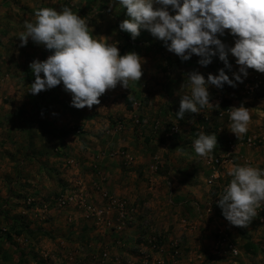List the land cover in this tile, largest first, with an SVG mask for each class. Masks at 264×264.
<instances>
[{
    "label": "rangeland",
    "instance_id": "374dc122",
    "mask_svg": "<svg viewBox=\"0 0 264 264\" xmlns=\"http://www.w3.org/2000/svg\"><path fill=\"white\" fill-rule=\"evenodd\" d=\"M64 6L88 20L94 38L118 42L121 55L138 53L145 61L141 81L127 89L118 84L91 109L71 106L62 82L28 92L35 79L30 62L52 51L31 39L20 47L19 35L37 9ZM127 18L118 0H0V264H258L249 229L230 225L215 202L232 177L208 184L206 166L240 140L237 163L264 170V73L249 68L235 87L209 86L219 109L177 121L181 95H190L181 89L186 74L207 78L223 68L234 79L237 58L228 53L231 68L218 54L207 66L195 54L182 61L148 30L135 40L120 30ZM217 35L227 48L238 38L229 30ZM242 103L251 122L237 137L217 114ZM201 132L216 133L218 141L203 158L193 147ZM238 154L229 157L234 164ZM258 217L251 221L263 224Z\"/></svg>",
    "mask_w": 264,
    "mask_h": 264
},
{
    "label": "clouds",
    "instance_id": "9594fccd",
    "mask_svg": "<svg viewBox=\"0 0 264 264\" xmlns=\"http://www.w3.org/2000/svg\"><path fill=\"white\" fill-rule=\"evenodd\" d=\"M126 8L127 19L119 29L135 40L141 29L148 30L163 41L168 51L187 61L193 54L200 57L198 63L207 66L212 57L219 55L227 68L228 53L236 57L239 72L234 79L221 68L218 74L207 78L199 71L186 74L177 121L185 113H200L201 109H219V103H211L209 86L222 89L225 84L235 87L248 75V69L264 73V0H118ZM154 3L161 7H154ZM172 6V15L167 6ZM34 22H25V31L19 35L20 47L29 39L38 46L51 50L52 54L41 61L34 59L29 68L34 82L28 91L33 95L50 90L63 83L64 91L72 95L71 106L77 109L92 108L100 104V97L118 84L129 88V82H140L144 74V59L136 52L123 55L116 44H108L93 37L89 22L70 7L61 10L51 7L37 9ZM229 30L235 40L227 48L218 35ZM214 46V47H213ZM43 74V76L41 75ZM242 74V75H241ZM229 113L230 131L237 137L248 131L251 122L249 108L243 103L232 107ZM218 145L216 133L203 132L194 140L197 156L207 157ZM232 177L217 201L222 215L230 225L246 228L264 205V170L250 165L236 166L229 170Z\"/></svg>",
    "mask_w": 264,
    "mask_h": 264
},
{
    "label": "crops",
    "instance_id": "0c3cea01",
    "mask_svg": "<svg viewBox=\"0 0 264 264\" xmlns=\"http://www.w3.org/2000/svg\"><path fill=\"white\" fill-rule=\"evenodd\" d=\"M130 115H131V113H130ZM239 142V144H237L236 146V148H235V150H229L230 151V157L232 158H234V155H232V154H235V153H239L238 155H235V157H236V163L234 164L232 161L231 162H228V163H226L225 165H222L221 166V169L218 171V173H219V175L220 176H223V175H228L229 174V170L231 169V168H233V167H236V166H244V165H250V164H246V163H243V162H239V163H237V161H240L239 159L241 158L240 157V153H241V146L240 145H243L244 143L243 142H240V140L238 141ZM115 151V150H114ZM228 151V152H229ZM100 151L99 152H97L95 155H100ZM107 155L106 154H104L103 155V157L102 158H105ZM199 158V157H198ZM201 158V157H200ZM203 158V157H202ZM209 165V164H208ZM250 166H252V167H257V166H255L254 164H251ZM207 167V173L209 174V178H210V176L213 174V170L210 168V165L209 166H206ZM258 168V167H257ZM105 170V169H104ZM188 182V181H187ZM189 183V182H188ZM180 185H186V183H184V184H180ZM228 185V184H227ZM226 185V186H227ZM263 207V210H264V205H262ZM258 211V210H257ZM259 212V211H258ZM259 214V213H258ZM257 217H258V215H257ZM259 219V222L260 223H262V222H264V218H261L260 219V214H259V217H258ZM255 219V218H254ZM253 221H257L256 219L255 220H253ZM253 221H251L250 222V224L246 227V228H248L249 230H248V233L250 234V235H252V238L251 237H249V239H248V241H250V242H252V243H254V246H252V244H251V246H250V244H249V246L248 247H253V248H251V250L252 251H254V249H255V253L257 254H253L254 255V258H255V261L258 263V264H264V251H262L261 250V245H263V241H264V223L263 224H258V223H254ZM95 240H99V237L97 238V239H95ZM108 262H109V264H110V260H108Z\"/></svg>",
    "mask_w": 264,
    "mask_h": 264
},
{
    "label": "built area",
    "instance_id": "2783aa9c",
    "mask_svg": "<svg viewBox=\"0 0 264 264\" xmlns=\"http://www.w3.org/2000/svg\"><path fill=\"white\" fill-rule=\"evenodd\" d=\"M230 112H231L230 109H225V110H223V111L218 112L217 115H219V116L224 115V116L227 118V121H228V122H231V121H230V118H229V113H230ZM247 141H248L249 144L252 143L251 138H248ZM229 148H230V150L234 149V145H233L231 142H229ZM229 157H230V151L227 152L226 154H221V155H219V156H217V157H215V158H210V159L208 160V163L211 164V165L213 166V167H212L213 174L211 175L210 178H208V180H207L208 184H213V182H215V181L219 178V173H218V169H217V167L222 166V165H224V164L230 162L231 160H230ZM67 199H68V198H67L66 196H64V197H62V198L59 199V203H60V204H64L65 201H66ZM217 201H218V198L215 200V202H217ZM258 210L261 211L262 214H264V210H263L262 208H260V209H258ZM230 248H231V249H230V253H231V255H232L233 257L239 255V251H238V249H236V248H232V247H230Z\"/></svg>",
    "mask_w": 264,
    "mask_h": 264
},
{
    "label": "trees",
    "instance_id": "16d2710c",
    "mask_svg": "<svg viewBox=\"0 0 264 264\" xmlns=\"http://www.w3.org/2000/svg\"><path fill=\"white\" fill-rule=\"evenodd\" d=\"M127 109H131V105L129 103L127 105Z\"/></svg>",
    "mask_w": 264,
    "mask_h": 264
}]
</instances>
